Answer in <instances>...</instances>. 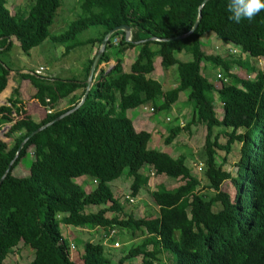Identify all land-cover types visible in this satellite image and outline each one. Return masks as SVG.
Here are the masks:
<instances>
[{"label":"trees","instance_id":"trees-1","mask_svg":"<svg viewBox=\"0 0 264 264\" xmlns=\"http://www.w3.org/2000/svg\"><path fill=\"white\" fill-rule=\"evenodd\" d=\"M204 1L81 0L78 17L64 32L51 36L50 26L63 0H30L27 12L15 14L6 0H0V95L11 87L15 70L4 59L14 46L12 37L25 53L50 37L64 44L69 54L84 45L100 46L115 27L126 25L132 30L130 41L123 30L107 41L84 103L31 137L81 102L95 56L87 59L79 79L48 77L43 66L42 73L40 68L16 70L35 88L33 98L38 103L22 106L20 86H14L7 103L0 104V130L10 125L0 138V180L30 137L0 185V264L21 242L35 252L29 264H112L102 241H85L84 251L77 249L71 258L72 241L62 232V224L83 232H87L84 228L118 227L144 236L116 264H264V71L254 63L264 59V10L251 21L236 24L228 19L227 0ZM200 11L201 20L192 33L171 39L188 34ZM90 28L96 29L92 36L80 39ZM209 31L228 46L239 47L244 59L206 54L201 38ZM118 36V61L109 70L99 69L112 55L109 49ZM128 49H136L137 55L125 72L119 55ZM176 54L192 59L182 60ZM157 57L164 70L176 66L175 88L163 90L162 83L151 77ZM204 61L221 67L224 76L218 74L217 82L209 80L203 73ZM236 66L240 71H235ZM181 92L193 109L189 125L198 122L206 128L204 174L212 195L199 192L200 180L192 175L184 155L174 158L149 148L152 133L137 131L127 116L129 109L148 103L154 110L170 109ZM68 97V107L58 110ZM216 99L221 103V117ZM33 108L51 112L38 121ZM182 130L171 128L165 144ZM223 135L224 144L220 142ZM236 142L241 143V154L234 174L224 164ZM30 148L29 174L14 175ZM219 151L224 152L220 164ZM145 167L183 183L172 189L160 185L152 191L158 216L136 218L124 213L111 183L127 172V177H133L131 194L137 197L149 181L142 171ZM81 177L93 179L95 187L87 191L76 181ZM228 180L235 186L233 197L222 189ZM89 206L97 210L86 211Z\"/></svg>","mask_w":264,"mask_h":264},{"label":"rangeland","instance_id":"rangeland-1","mask_svg":"<svg viewBox=\"0 0 264 264\" xmlns=\"http://www.w3.org/2000/svg\"><path fill=\"white\" fill-rule=\"evenodd\" d=\"M80 1L81 0H63L62 5L58 8L57 16L54 20V23L50 26V33L52 35H59L60 33L64 32L66 26L74 19L78 17L80 12ZM7 7L9 8L11 14H15L18 12H27L30 0H6ZM96 29L90 28L89 30L84 31L81 35H79L80 39H87L92 36V33L95 32ZM120 36L114 39V47L110 48V53L113 55H109V59L103 61L99 65V69L103 68L109 70L113 65L116 64L118 61V57L115 55V49L118 46L120 41ZM12 43L14 44L12 50L10 51L7 56H4L5 61L9 63L13 69L11 72L12 80L10 81V86H20L22 90V99L25 102V106L31 107L35 104V99L33 98L35 88L32 87L31 83L26 80L21 79L17 75V71L22 72H32L37 68L43 66L46 67V71L44 74L46 76L55 78H72L76 77L79 79L81 78V74L83 73V68L87 62V59L95 56L100 48L98 44L96 45H84L78 48L73 49L69 54H65L64 44L61 43H54L50 37L49 39L45 40L42 44L37 47L32 48L29 53H25L20 45L18 40L15 37H12ZM202 42V49L208 55H220L224 58L229 57L230 55L234 56L235 58H242L245 56L242 52H240V48L228 46L226 43L222 42L213 32L209 31L204 33L201 38ZM137 55L136 49H128L125 51L124 54H120V60L123 65V69L125 72L130 70V66L135 60ZM178 58L182 59V54H176ZM247 56V55H246ZM251 60V57H248ZM188 59H192L189 55ZM256 67L260 70L264 71V59L257 58L254 61ZM203 73L209 80H213L217 82L220 78H218V74H223L221 67L215 68L211 62H203ZM171 70V71H169ZM235 71H240V66H236ZM151 77L157 79L162 83L163 89H171L168 88L167 83L172 85L176 83L178 80V74L176 71V66H172L170 69L164 70L161 67V62L159 57L155 59V70L151 74ZM9 90L12 88H8ZM5 93V92H4ZM76 93L80 94L81 89ZM186 94V93H184ZM3 96V94L1 95ZM0 96V103H3V99L1 100ZM184 95L181 98H178L179 101L174 105V109H164V110H157L151 112L150 107H154L152 103L146 104L149 107V110H145L144 106H139L133 109H129L127 111V116L134 121L138 119V117H142L140 122H137V129L138 130H149L152 129L153 137L149 143V148L159 149L162 150L165 147L172 152L175 157L179 155H184L186 157V164L190 167L192 175L197 177L200 180V186L198 187L199 192L205 193L206 195L214 194L212 189H209L207 186L209 185L207 178L205 177V160H204V142L206 136V128L204 125L199 124L196 122L195 124L191 125L189 129L187 125L192 120V106L190 107L186 101L184 100ZM70 97L63 99L57 109H64L68 107ZM4 104V103H3ZM216 106L218 116L221 117V103L218 99H216ZM187 108V111L182 118L184 122H186L185 127H180L182 130L179 135H177L173 142L169 144H165L164 140L169 135L170 136V128L175 127L180 124V117L179 114L177 115V108ZM43 109V110H42ZM39 111H35V108L32 109V113L34 114V119L40 121L45 114H47V109L42 108ZM160 120L164 125L162 131V136H160V131L157 130L159 128H152L154 126L153 122ZM4 128V127H3ZM218 129H216L217 131ZM6 131V130H5ZM158 133V134H157ZM2 134H0V137ZM7 141L9 139L5 138ZM227 138L225 135L221 136L220 142L224 144ZM234 152L229 156L228 161L224 164V169L230 171L231 173H236L237 167L234 163H236L239 159L241 154V143L236 142L233 145ZM32 149L28 150L27 156L24 160L18 165V167L13 171V174L16 176L27 175L30 172V164L33 160L32 157ZM219 156V157H218ZM217 156V162L220 164L222 162V157L224 156L223 151H219V155ZM144 174L149 175V181L146 186L140 191L137 197L132 196V189L131 183H133V177L128 176L127 172H125L120 178L116 179L111 183L112 191L115 197L120 201V203L124 207L125 214H131L136 218H146V217H155L158 216V206L154 203L152 198V191L159 188L160 185L165 186L166 188L172 189L180 184L183 183L181 179H174L169 178L165 175H150L148 168L142 170ZM80 184L81 179L78 178ZM119 182H125L123 184V188L119 187ZM95 183L92 185L93 188L95 187ZM121 188V190H120ZM222 189L229 192L233 197L235 195V186L231 183V181H226ZM127 196L133 197L134 201L130 202ZM96 211V206H89L86 207L85 210L87 211ZM219 206L216 207L218 209ZM62 232L70 238L72 241L71 243V258L76 255V250L84 251V243L88 240H95V241H102L106 243V254L111 259L112 264H116L117 261L122 257L125 253L129 251L130 248L133 246L140 244L143 240V237L140 236V233L137 232V235H132L130 230L124 228H115V231L112 230H103L100 229L98 232L94 229L91 231L92 236L84 234L88 232L83 231H76L75 228L67 225H61ZM73 230V231H72ZM83 233V234H82ZM107 238V240H105ZM115 242L119 243V246H115ZM35 252L34 250L21 242L13 251H11L6 258L4 264H29L34 258ZM137 261L140 258L136 259ZM168 264L169 262L166 261Z\"/></svg>","mask_w":264,"mask_h":264},{"label":"crops","instance_id":"crops-1","mask_svg":"<svg viewBox=\"0 0 264 264\" xmlns=\"http://www.w3.org/2000/svg\"><path fill=\"white\" fill-rule=\"evenodd\" d=\"M12 40V39H11ZM188 57H189V55H186V54H182V60H190V59H188ZM160 59V58H159ZM161 60V59H160ZM204 65V64H203ZM168 71V70H167ZM169 71H171V70H169ZM20 72H22V71H20ZM11 80H12V78H11ZM167 85H168V88H175L176 86H177V82L176 83H173L172 85H170L169 83H167ZM10 88H12V87H10ZM163 90H167V89H163ZM168 90H170V89H168ZM5 92V93H4ZM2 94L4 95V96H1V100L3 99V103L5 104V103H7L6 101H7V99H8V97H9V95H10V93H11V89L9 90L8 88L4 91ZM20 93H21V95H20V98L22 99V90L20 89ZM34 93H35V90H34ZM34 95V94H33ZM182 95H184L183 97H184V100L186 101V103L191 107V104L187 101V95L186 94H184V92H181L180 94H179V98H181V96ZM23 100V99H22ZM178 101H179V99H178ZM177 101V102H178ZM176 102V103H177ZM3 103H0L1 105L3 104ZM25 102L23 101L21 104H22V106H23V104H24ZM38 102H37V100L35 99V104H37ZM175 103V104H176ZM175 104H173L172 105V108L174 109V105ZM153 105V104H152ZM25 107H27V105L25 106ZM152 107V106H151ZM144 109L145 110H149V107H147V105H145L144 106ZM150 109H152V108H150ZM177 110V115L179 114V117H180V124L179 125H177V126H175V127H185V124H186V122H184V120L182 119L183 117H184V115H185V113L187 112V111H189V109H187V108H185V106H184V108H180V109H176ZM141 118L142 117H138V119L136 120V121H134L133 119H132V121H133V125H134V127H135V129L137 130V131H140V130H138L137 129V122H140L141 121ZM153 124H154V126L152 127V128H159V129H157V130H159L160 131V136H162L161 134H162V131H165V128H164V130H163V127H164V125L162 124V122L158 119L156 122H153ZM191 125H187V128L189 129V127H190ZM175 127H172V128H175ZM9 128H10V125H6V126H4V128H2L1 130H0V134H2V136L1 137H3V134H4V132H7L8 130H9ZM171 129V128H170ZM6 130V131H5ZM148 132H150V133H152V135H153V130L152 129H149V130H147ZM158 134V133H157ZM0 137V138H1ZM169 146V145H168ZM153 149H156V148H153ZM156 150H159V149H156ZM159 151H163V152H167V153H169L172 157H174V158H177L178 156H180L179 155V153H178V155H177V157H175L174 155H173V151L171 152L169 149H168V147H165V148H163L162 150H159ZM149 171H151V169H149L148 168V171L147 172H149ZM81 179V182L83 183L82 185L85 187V189L87 190V191H91L92 189H93V184H94V180L93 179H91V178H88V177H81L80 178ZM123 184H125V182H119V187H122L123 188ZM120 190H121V188H120ZM97 232L100 230V229H103V228H94ZM94 229H90V228H84V231H87V232H90V233H92L91 231H93ZM103 230H105V229H103Z\"/></svg>","mask_w":264,"mask_h":264},{"label":"water","instance_id":"water-1","mask_svg":"<svg viewBox=\"0 0 264 264\" xmlns=\"http://www.w3.org/2000/svg\"><path fill=\"white\" fill-rule=\"evenodd\" d=\"M206 1H208V0H205L204 3H205ZM201 8H202V6H201ZM200 20H201V11H200L199 17H198V19H197V22L195 23L193 29H192L188 34L181 35V36H178V37H175V38H171V39H182V38L188 36L190 33H192V32L196 29V27L198 26V23L200 22ZM119 30H123V31H125L127 41H130V40H131V37H132V30H131V28H130L129 26H126V25L119 26V27H115L114 29L110 30V31L106 34V36L104 37V39H103V41H102V43H101V45H100V48H99L97 54L95 55V58H94L93 63H92V66H91V68H90L89 76H88V79L86 80V83H87V89H86L85 95L83 96L81 102H80L77 106H75L72 110H70V111L64 113L63 115L59 116L58 118H56L53 122H51V123H49V124H47V125H44V126H42L41 128H39L38 130H36L35 132H33V133L30 135V137L33 136V135H35L37 132L41 131L42 129L46 128L47 126L51 125V124L54 123L55 121L60 120L61 118L65 117L66 115H68V114H70L71 112L75 111L77 108H79V107L84 103L85 99L87 98V96H88V94H89V91H90V89H91V86H92V84H93L94 73H95V70H96L97 65H98V63H99V60H100V58H101V56H102V54H103V52H104V50H105V47H106L107 41L110 39V37H111L115 32H117V31H119ZM151 39H154V38H151ZM171 39H158V38H157V40H171ZM1 131H2V130H1ZM30 137H29V138H30ZM29 138H27V139L23 142V144L20 146V149L18 150V152H17V154H16L14 160L11 162V164L9 165L8 169L6 170L4 176L1 178V180H0V185H1V183L3 182L5 176L9 173V171H10V169H11V167H12L14 161H15V160L17 159V157L19 156V153H20V151H21V149H22L24 143H25Z\"/></svg>","mask_w":264,"mask_h":264},{"label":"clouds","instance_id":"clouds-1","mask_svg":"<svg viewBox=\"0 0 264 264\" xmlns=\"http://www.w3.org/2000/svg\"><path fill=\"white\" fill-rule=\"evenodd\" d=\"M262 10H264V0H227L226 4L228 19L236 24H239L242 20L251 21ZM150 108H152L150 109L151 112L155 111L153 107ZM149 172L150 175H155L153 171ZM127 198L130 202L131 199L134 201L133 197L127 196ZM111 230L115 231V229ZM142 237L144 238V236ZM114 245L119 246V243L115 242Z\"/></svg>","mask_w":264,"mask_h":264},{"label":"built area","instance_id":"built-area-1","mask_svg":"<svg viewBox=\"0 0 264 264\" xmlns=\"http://www.w3.org/2000/svg\"><path fill=\"white\" fill-rule=\"evenodd\" d=\"M42 71H43V68H40L39 69V71H38V73H42ZM220 76V75H219ZM51 111L50 110H48V113H50ZM131 201L133 202V199H131Z\"/></svg>","mask_w":264,"mask_h":264}]
</instances>
